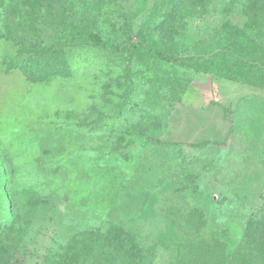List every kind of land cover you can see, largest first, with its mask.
Returning a JSON list of instances; mask_svg holds the SVG:
<instances>
[{
    "label": "rangeland",
    "instance_id": "obj_1",
    "mask_svg": "<svg viewBox=\"0 0 264 264\" xmlns=\"http://www.w3.org/2000/svg\"><path fill=\"white\" fill-rule=\"evenodd\" d=\"M173 1L0 0V264H137L124 232L144 264H183L216 233L253 255L264 68L244 55L264 13L194 0L159 32ZM148 32L178 62L135 49Z\"/></svg>",
    "mask_w": 264,
    "mask_h": 264
},
{
    "label": "trees",
    "instance_id": "obj_2",
    "mask_svg": "<svg viewBox=\"0 0 264 264\" xmlns=\"http://www.w3.org/2000/svg\"><path fill=\"white\" fill-rule=\"evenodd\" d=\"M193 2L194 0H174L171 12L167 15V11V16L163 17L157 23L156 30L163 32L164 29L169 28L168 26L171 25L175 17L181 13V10L183 8L193 7ZM248 3V11L250 12V15L252 13L253 17L257 14L264 13V0H250ZM79 38L104 48H112L116 46L111 39L102 38L90 32H77L75 39ZM132 45L135 49L142 50L152 56L162 58L166 61L178 62L174 56L167 52V48L161 45L150 32L146 34L144 41L133 42ZM263 49L264 47L261 49L259 54L257 52V56H253L251 53L244 55V63L248 66L250 65L248 59L259 57V65L257 66H260V68L258 67L259 69L264 68V65H260L264 63ZM55 51H57V44H50L42 48V52L46 53H54ZM225 56L226 55H224V57ZM253 66L248 67L252 68L253 71L255 69ZM250 74L252 75L253 72ZM259 79L264 81V72H262ZM262 86H264V84H262ZM260 226L262 225L255 221L253 216H251L246 223L245 235L249 238V244L251 246L250 253H253V255L256 254L261 259H264V231H262ZM122 238L131 246L132 249L136 251L138 255L136 261L137 264H144V248L134 243L128 232H124ZM253 255H248L243 251H235L233 248L229 247L221 235L216 233L212 234L207 239L202 238L193 243L184 256L183 264H240L244 261L253 260Z\"/></svg>",
    "mask_w": 264,
    "mask_h": 264
}]
</instances>
